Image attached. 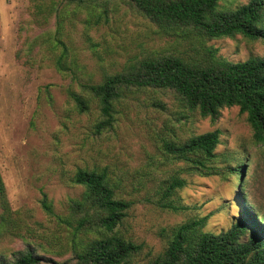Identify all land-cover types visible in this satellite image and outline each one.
Here are the masks:
<instances>
[{
    "label": "rangeland",
    "instance_id": "obj_1",
    "mask_svg": "<svg viewBox=\"0 0 264 264\" xmlns=\"http://www.w3.org/2000/svg\"><path fill=\"white\" fill-rule=\"evenodd\" d=\"M248 2L222 0L220 7L233 9ZM33 19L29 0H0V174L11 209L45 236V244L50 243L42 254L57 264L72 258L71 229L55 217L65 216L68 201L83 193L69 181L77 168L106 169L120 186L121 196L134 202L119 228L126 239L142 245L130 264H147L164 250L170 229L188 220L207 217L202 231L226 230L242 214L236 202L240 178L224 174L230 166L245 167L243 192L264 221V149L253 145L246 115L238 107L222 109L212 122L183 111L168 93L145 90L126 101L112 132L94 135L95 105L90 113L79 115L66 96L69 81L64 76L52 67L30 68L18 62L22 43L43 31ZM66 31L79 63L95 81L146 56L194 55L189 42L159 33L123 6L108 25L88 33L90 42L81 37L78 20ZM205 46L234 63L264 56L261 41L241 35L207 40ZM214 130L220 132V144L216 158L207 164L210 175L193 173L163 151V140H184ZM174 177L185 185L172 200L185 209H161L155 202ZM43 194L55 217L42 210ZM78 238L85 243L95 236ZM23 243L0 237V254L9 256Z\"/></svg>",
    "mask_w": 264,
    "mask_h": 264
},
{
    "label": "trees",
    "instance_id": "obj_2",
    "mask_svg": "<svg viewBox=\"0 0 264 264\" xmlns=\"http://www.w3.org/2000/svg\"><path fill=\"white\" fill-rule=\"evenodd\" d=\"M221 1L29 0L30 14L43 31L23 42L16 58L25 67H52L64 76L69 81L66 96L79 115L90 113L95 105L94 135L112 132L126 101L148 90L168 93L183 111L212 122L222 109L238 107L246 115L253 145L264 149V56L234 63L216 57V50L205 46L207 40L237 35L264 44V0H249L233 9L221 8ZM122 6L147 20L159 33L189 42L194 55L146 56L95 81L79 63L66 28H74L78 20L81 37L90 42L88 33L108 25ZM219 144L220 132L214 130L184 140H163L162 148L193 173L208 175L211 167L207 164L216 158ZM244 169L230 166L224 173L240 178L236 202L242 209L226 230L202 231L207 217L188 220L170 229L164 250L147 264H264V221L243 192ZM69 181L83 188V193L68 201L65 216L55 217L46 194L40 200L47 215L71 229L72 258L62 264H130L142 252V245L126 239L119 228L134 202L121 196L120 186L104 168H77ZM184 185L176 177L167 181L155 204L169 211L184 210L172 200ZM88 234L95 238L85 243L78 238ZM0 237L24 242L9 256L0 254V264H57L42 254L50 246L45 244V236L11 209L1 174Z\"/></svg>",
    "mask_w": 264,
    "mask_h": 264
}]
</instances>
